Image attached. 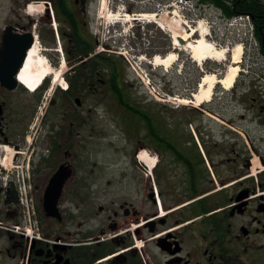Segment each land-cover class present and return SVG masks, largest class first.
<instances>
[{
    "label": "flooded vegetation",
    "instance_id": "flooded-vegetation-1",
    "mask_svg": "<svg viewBox=\"0 0 264 264\" xmlns=\"http://www.w3.org/2000/svg\"><path fill=\"white\" fill-rule=\"evenodd\" d=\"M37 1L0 0V264H264V7H251L223 101L194 109L188 81L179 95L190 103L171 109L167 97H135L105 65L114 51L91 29L93 0H44L53 15ZM35 48L52 67L67 60L62 113L55 92L39 117L43 88L29 93L19 80ZM107 125L124 132L107 141L125 150L122 166L77 146L81 130L103 138ZM27 161L30 224L16 181ZM61 164L70 173L50 215L44 194Z\"/></svg>",
    "mask_w": 264,
    "mask_h": 264
},
{
    "label": "rangeland",
    "instance_id": "rangeland-1",
    "mask_svg": "<svg viewBox=\"0 0 264 264\" xmlns=\"http://www.w3.org/2000/svg\"><path fill=\"white\" fill-rule=\"evenodd\" d=\"M119 3V0H93L90 5L91 15L89 17L91 20V29L93 33L97 34L103 44L106 42L109 44L115 54L120 53L123 57V54L127 56L129 61L124 57L127 63L126 79L132 84L129 91L134 94L135 97L141 96L142 98H147V101L151 102L152 105L156 102L162 103V101L152 97V94L148 91L150 88V90L158 96L167 93L168 95L164 94V97L168 98V107L171 109H177L178 107H176V105L187 106L186 104L190 103V101L186 104H182L177 100L185 98L179 95V90L185 86V83L191 81L192 92L197 93L198 82H200L201 76L205 73L215 72L219 78L222 77L226 71L225 68L227 65L232 63L230 55L233 45L242 43L245 40V24H240L231 19H225L220 15L216 7L211 4L201 3L200 0H191L187 3L180 0H122V5H119ZM118 5L119 9L122 8L121 12L118 10ZM117 11L121 16L119 20L121 21L120 23H115L113 18H109L106 15L108 12L116 13ZM42 12L43 11L39 10V13ZM153 12L157 13L154 20H150L148 16H140V20L132 19L136 14ZM123 13L130 14V19L126 21L124 19L125 16L122 15ZM124 23L126 27H130V31L132 32L128 38L120 39L117 34V28L120 25L124 26ZM112 26L114 27L112 28ZM182 27L198 28L199 31L194 34V37H198L201 31L207 29L206 32H209V35L206 38L204 37L205 40L209 43H214L216 48L221 49L226 47L225 49H227L228 52L225 58L221 61L212 58L205 59L201 64L193 60L190 51L179 49L177 45L173 43L172 35L180 33ZM160 40L165 42V46L162 50H155L156 47L160 48ZM98 46L104 48L105 51L106 47H101V45ZM98 46L96 48H98ZM170 51L175 52L176 57L168 64L153 66V63H149L152 54L166 55ZM64 59L61 71H59L61 65L59 67L56 66L57 68H53L46 59L45 62L55 73L59 72V76L66 80L64 76L68 69V63L66 58ZM138 74L143 78L145 83L149 82L152 86L149 84V88H146ZM53 76V73L48 76L52 78V81L47 84L39 96V117L50 107V101L54 98L53 92H57L59 89L62 90L59 85L60 82L53 81ZM235 83L236 79L233 86ZM233 86L227 89L224 86L222 87L220 83L215 84L212 98L202 103L211 104L213 102L217 103L223 101L224 94L231 91ZM164 87L167 88V91H165ZM66 108H68V106L60 107L59 109L62 113ZM59 117L61 118V116ZM61 123L64 124L65 122ZM111 130H113V132ZM100 131L104 133L103 138H100L99 135H96L95 131L90 130L88 127L81 130L80 136L77 139L79 150L82 149V151L87 150L91 152V161L102 162L105 167L115 166L117 162L122 166L123 157H126L125 150L114 148L108 144L107 141L110 139L114 141H123L124 139L122 136L124 132L122 131V133L120 130H116V128L114 130V127L111 125L102 127ZM90 134H92L93 137H90ZM95 151H97V153H95ZM89 167L97 171L96 167L92 164H90ZM108 173H112V171H108Z\"/></svg>",
    "mask_w": 264,
    "mask_h": 264
},
{
    "label": "bare ground",
    "instance_id": "bare-ground-1",
    "mask_svg": "<svg viewBox=\"0 0 264 264\" xmlns=\"http://www.w3.org/2000/svg\"><path fill=\"white\" fill-rule=\"evenodd\" d=\"M37 9L43 11L44 4L39 2L37 4ZM125 14V13H124ZM107 17L113 18L115 22L120 20V13L117 11L116 13L108 12L106 13ZM139 16L149 17L150 20H154V17L157 13H139ZM130 15L125 14V20H129ZM187 27V26H186ZM182 27L180 33H176L172 35L173 43L177 45L179 49H186L190 51L191 57L193 60L197 61L199 64L203 62L205 59H215V60H223L228 52L225 48H216L212 43H209L205 40V35L207 34V29L201 31L198 37H194V34L199 31L198 28H186ZM178 37L184 39V43H180L178 41ZM36 47V46H35ZM243 47L241 43H236L233 45L231 50V64L227 65L225 68L226 71L222 75V77H218L215 72L205 73L202 75L200 80V84L198 85L197 93L193 94L194 105H201L204 101H209L212 98L213 87L215 84L220 83L222 87L229 89L233 86L236 76L239 74V66L241 62ZM37 48H35L28 56L20 74L19 80L22 82L29 90H33L38 87V84L41 80L47 78L50 74L53 73V81L63 82L62 77L59 76V72L55 73L49 66H47L45 59L43 56H37L36 54ZM175 52H169L164 56H160L159 54L155 55L152 59L151 63L153 65H166L169 62L173 61L176 57ZM63 65L60 66L59 71H61ZM179 103L186 104L189 100L185 98L177 99ZM142 158H146L144 153L141 154ZM149 164H153L152 161H148Z\"/></svg>",
    "mask_w": 264,
    "mask_h": 264
},
{
    "label": "trees",
    "instance_id": "trees-1",
    "mask_svg": "<svg viewBox=\"0 0 264 264\" xmlns=\"http://www.w3.org/2000/svg\"><path fill=\"white\" fill-rule=\"evenodd\" d=\"M198 1V0H197ZM201 3L211 4L220 10L221 15L225 18H230L233 16L241 14H249L252 10L251 7H256L258 10L263 9V5L260 4L261 0H200ZM105 65L109 66L113 72L115 69L118 70L120 77L125 75L126 62L121 56L112 58V56L104 57L103 59ZM44 85L43 87H45ZM122 90V88H120ZM66 91H63L65 93ZM62 93L57 92V97L60 100V104L64 103V98ZM72 120V119H71Z\"/></svg>",
    "mask_w": 264,
    "mask_h": 264
},
{
    "label": "water",
    "instance_id": "water-1",
    "mask_svg": "<svg viewBox=\"0 0 264 264\" xmlns=\"http://www.w3.org/2000/svg\"><path fill=\"white\" fill-rule=\"evenodd\" d=\"M178 41L184 43V39L181 37H178ZM69 173L70 170L68 166L61 164L49 180L44 194V207L50 215H56L58 212L57 202L61 195L65 179Z\"/></svg>",
    "mask_w": 264,
    "mask_h": 264
},
{
    "label": "built area",
    "instance_id": "built-area-1",
    "mask_svg": "<svg viewBox=\"0 0 264 264\" xmlns=\"http://www.w3.org/2000/svg\"><path fill=\"white\" fill-rule=\"evenodd\" d=\"M247 17V16H246ZM29 163H26L20 169L19 174V189H20V199L24 206L25 213L30 217L32 211V202L31 198L28 195V184L27 179L29 178Z\"/></svg>",
    "mask_w": 264,
    "mask_h": 264
}]
</instances>
